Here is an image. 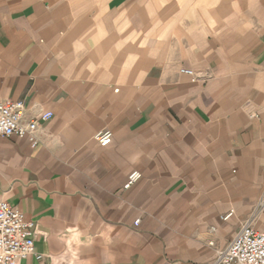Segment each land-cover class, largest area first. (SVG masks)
<instances>
[{
  "label": "crops",
  "instance_id": "crops-1",
  "mask_svg": "<svg viewBox=\"0 0 264 264\" xmlns=\"http://www.w3.org/2000/svg\"><path fill=\"white\" fill-rule=\"evenodd\" d=\"M8 100L37 122L34 149L0 137L18 264H216L264 235V0H0Z\"/></svg>",
  "mask_w": 264,
  "mask_h": 264
},
{
  "label": "built area",
  "instance_id": "built-area-1",
  "mask_svg": "<svg viewBox=\"0 0 264 264\" xmlns=\"http://www.w3.org/2000/svg\"><path fill=\"white\" fill-rule=\"evenodd\" d=\"M189 76L192 71L181 70ZM24 104L22 101H4L0 103V137H17L28 141L30 147L37 146L35 133L37 122H24ZM50 113L43 115L48 121ZM95 141L101 147H107L112 141L110 131H100ZM141 179L138 171H133L124 185L130 189ZM264 209V194L257 204V212ZM137 223V221H136ZM35 224L25 219L23 213L0 200V264H18L34 254ZM216 264H264V235L255 231L249 224L242 227L229 246L217 255Z\"/></svg>",
  "mask_w": 264,
  "mask_h": 264
}]
</instances>
